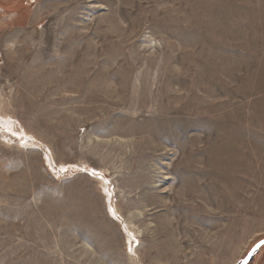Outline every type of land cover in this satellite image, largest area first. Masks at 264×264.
I'll list each match as a JSON object with an SVG mask.
<instances>
[{
  "label": "rangeland",
  "instance_id": "1",
  "mask_svg": "<svg viewBox=\"0 0 264 264\" xmlns=\"http://www.w3.org/2000/svg\"><path fill=\"white\" fill-rule=\"evenodd\" d=\"M169 232L179 264L264 240V0H0V264Z\"/></svg>",
  "mask_w": 264,
  "mask_h": 264
},
{
  "label": "crops",
  "instance_id": "2",
  "mask_svg": "<svg viewBox=\"0 0 264 264\" xmlns=\"http://www.w3.org/2000/svg\"><path fill=\"white\" fill-rule=\"evenodd\" d=\"M170 233L171 232L165 233L168 235V238L166 236L161 237L163 239L164 238L167 239L164 242H160L157 244H153L152 242H148V241L144 242L136 259L127 256L125 253L124 255L127 257L130 264H171V263L179 264V259H180L179 256L180 254L185 256L184 251L186 252V249L183 246L184 245L183 242L181 246H179L178 242L172 240L170 237ZM120 235L122 237L121 232ZM180 248L183 250L182 252L179 251ZM175 254H177V257L175 256ZM184 262H185V258L182 259V263ZM203 262L204 264H206V260H204ZM122 264H127V263H122Z\"/></svg>",
  "mask_w": 264,
  "mask_h": 264
},
{
  "label": "bare ground",
  "instance_id": "3",
  "mask_svg": "<svg viewBox=\"0 0 264 264\" xmlns=\"http://www.w3.org/2000/svg\"><path fill=\"white\" fill-rule=\"evenodd\" d=\"M57 74L61 75L60 77H63L65 79L64 80L65 83L70 81V85L72 86L71 90H74V91L81 90L83 78L79 77L77 75V73L73 77V70L71 71V69L69 68V66L66 63L63 66H61V68H57ZM58 81L61 82V79H59ZM64 87L66 88L65 84H64ZM69 90H70V88H69ZM115 216L117 217L116 214H115ZM132 238L134 239L133 236H130L131 241H132ZM131 244L133 245L134 242H132ZM132 245H131V247H132Z\"/></svg>",
  "mask_w": 264,
  "mask_h": 264
},
{
  "label": "built area",
  "instance_id": "4",
  "mask_svg": "<svg viewBox=\"0 0 264 264\" xmlns=\"http://www.w3.org/2000/svg\"><path fill=\"white\" fill-rule=\"evenodd\" d=\"M115 221H117L118 223L121 224V221H120V218H119V217H118ZM122 230L124 231V233H125V235H126L127 252H128V254H129L130 256H135V254H136V249L138 248L139 244H138V242H137L136 239H133V238H132V241H131V242L128 240V235H131V236H132V234H128L127 231L125 230L124 226H122ZM132 242H134L133 247H131V243H132Z\"/></svg>",
  "mask_w": 264,
  "mask_h": 264
},
{
  "label": "water",
  "instance_id": "5",
  "mask_svg": "<svg viewBox=\"0 0 264 264\" xmlns=\"http://www.w3.org/2000/svg\"><path fill=\"white\" fill-rule=\"evenodd\" d=\"M263 247H264V240L257 243L253 247V249L247 254V256L240 262V264H248L253 259L256 252H258Z\"/></svg>",
  "mask_w": 264,
  "mask_h": 264
}]
</instances>
